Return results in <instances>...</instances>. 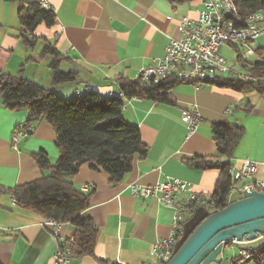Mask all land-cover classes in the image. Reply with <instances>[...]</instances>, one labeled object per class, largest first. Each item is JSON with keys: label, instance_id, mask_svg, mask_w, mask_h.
I'll return each instance as SVG.
<instances>
[{"label": "crops", "instance_id": "obj_1", "mask_svg": "<svg viewBox=\"0 0 264 264\" xmlns=\"http://www.w3.org/2000/svg\"><path fill=\"white\" fill-rule=\"evenodd\" d=\"M46 1L55 24L51 28L39 25L32 46L26 47L19 38L18 4L0 0V73L20 76L66 98L73 97L76 90L86 93L85 87L101 96L120 95L118 80H136L141 69L163 56L170 39H179V20L194 19L196 10L202 8L201 0ZM46 45L57 56L43 55ZM248 47L252 51L249 56H245V48H229L246 62L262 61L260 82L264 85V34ZM35 52L36 58L31 56ZM52 63L60 72L73 74V81L53 84ZM236 67L239 71L229 69L227 77L252 75L237 62ZM250 91L253 93H247ZM169 96L170 104L123 99L122 117L138 128L147 151L145 157L133 158L131 171L120 182L112 184L109 176L92 164L81 165L68 178L79 193L83 185L90 186L91 191L84 194L88 207L82 215L97 228L92 254L74 256L68 264H155L150 252L155 243L169 236L172 213L152 198L134 197L132 187L176 179L191 183L197 196H210L219 170L213 166L199 170L186 162L193 158L210 163L217 160L212 124L227 122L243 128L230 159L229 177L249 160L258 166L254 179L264 181V99L256 90L186 83L176 86ZM192 108L201 122L196 132L187 136L181 116ZM226 110L230 113L225 114ZM27 118L25 111L4 108L0 97V264H54L60 244L74 234L67 223L58 228L48 226L42 215L16 203L7 192L42 177L34 158L37 153L45 154L51 165L58 158L54 130L43 120L34 123L30 133L19 137L13 146L12 133ZM235 195L240 199L237 194L231 197ZM231 197L229 202L236 201ZM237 254L238 247L229 244L222 262L226 264ZM244 264H264V260Z\"/></svg>", "mask_w": 264, "mask_h": 264}, {"label": "trees", "instance_id": "obj_2", "mask_svg": "<svg viewBox=\"0 0 264 264\" xmlns=\"http://www.w3.org/2000/svg\"><path fill=\"white\" fill-rule=\"evenodd\" d=\"M2 1L18 4L19 38L26 47L32 46L33 33L39 25L51 28L55 24L52 10L41 8L36 0ZM169 1L181 3L196 0ZM233 1L241 19L264 12V0ZM42 54L56 55L49 45L44 47ZM236 62L240 67L249 69L253 81L225 77L207 84L235 91L253 89L260 95L264 91V85L260 82L262 61L249 63L237 53ZM50 67L53 84L73 81V74L60 72L53 63ZM180 84L186 83L176 80L155 83L152 80L143 81L139 77L136 80L121 78L118 80L119 97L101 96L92 91L63 98L20 76L0 73V97L4 108L25 111L28 116L24 124L26 126L41 120L51 125L58 150V158L53 165L48 162L45 154L37 153L34 156L35 162L45 175L36 181L8 189V194L16 203L36 211L46 220L69 224L74 233L71 237L74 242L73 255H91L96 243L97 228L90 218L82 215L88 207V197L76 191L68 178L76 174L81 165L92 164L93 168L105 172L112 184L120 182L131 171L133 158H143L147 151L138 128L122 117L123 99L136 98L170 104L169 93ZM211 134L216 145L217 160L210 163L193 158L186 163L199 170L211 166L219 170L218 182L209 196V202L215 207L214 213L230 203V159L243 136V128L219 122L212 124ZM258 259L264 260V251L255 258Z\"/></svg>", "mask_w": 264, "mask_h": 264}, {"label": "built area", "instance_id": "obj_3", "mask_svg": "<svg viewBox=\"0 0 264 264\" xmlns=\"http://www.w3.org/2000/svg\"><path fill=\"white\" fill-rule=\"evenodd\" d=\"M36 1L41 8L51 9L46 0ZM201 5L202 8L196 10L194 19L183 17L179 20V39H170L163 56L154 60L146 68L141 69L138 74L139 78L143 81L152 80L155 83L176 80L201 87L203 84L213 83L229 75L226 60L220 52L222 47L245 48V56L252 54L248 47L249 44L264 34V28L261 26L262 18H251L250 14L241 19L238 15V8L237 12L228 10V0H201ZM221 15H229L232 33H237V28H247V36H240V41L237 42H228L227 38L223 37L219 31ZM239 77L244 81L252 80L251 76ZM84 92H89V88L85 87ZM78 93L80 92L77 90L74 92L76 95ZM260 97L264 99V91ZM228 113L230 110L225 111V114ZM181 119L185 125L187 136L194 134L201 122L198 111L193 108L185 109ZM30 128L31 126L26 125L16 126L12 133L14 147L19 137H25L30 133ZM257 169V164L245 160L240 169L230 172L232 184L228 193V200L233 194H237L241 198L244 191L264 190V181L254 179ZM90 191L89 185H83L81 188L83 195ZM132 195L136 198H152L157 204L171 210L169 236L155 243L150 252L155 264H166L172 258L174 246L182 236L183 225L186 221L184 217L186 215L191 217L193 214V212L187 211L189 199L197 196L193 192V185L176 179H168L150 187L134 185ZM203 197L210 200L209 196L203 195ZM199 208H204V205H200ZM206 211L212 213L214 205L213 210ZM46 224L53 228H58L60 225V223L51 220H46ZM262 240L263 237L258 236L252 242L245 239L240 242H231L232 246L238 247V254L233 260H227L226 264H236V258L251 255V250H255V247L264 244ZM257 241H261V243L252 246ZM73 246L72 238L63 241L54 254V264H68L74 258Z\"/></svg>", "mask_w": 264, "mask_h": 264}, {"label": "water", "instance_id": "obj_4", "mask_svg": "<svg viewBox=\"0 0 264 264\" xmlns=\"http://www.w3.org/2000/svg\"><path fill=\"white\" fill-rule=\"evenodd\" d=\"M258 236H264V194L244 191L240 199L214 213L196 209L166 264H221L231 242H252Z\"/></svg>", "mask_w": 264, "mask_h": 264}, {"label": "bare ground", "instance_id": "obj_5", "mask_svg": "<svg viewBox=\"0 0 264 264\" xmlns=\"http://www.w3.org/2000/svg\"><path fill=\"white\" fill-rule=\"evenodd\" d=\"M228 10L230 12H237V6L233 0H228ZM251 18H262L261 26L264 28V12H258L255 14H251ZM219 31L221 35L227 38L228 42H237L240 41V36H247V28H237V33H232V29L229 25V15H221L219 21ZM82 93H78L75 96H80ZM119 97V96H118ZM260 194H264V190H256ZM210 200H206L203 196H195L190 198L187 203V211L194 212L199 208L200 205H204V209L213 210V204L209 202ZM215 209V207H214ZM264 251V244L255 247V250H251V255H245L237 258L236 264H244L251 259H255L261 252ZM168 263V262H167Z\"/></svg>", "mask_w": 264, "mask_h": 264}, {"label": "rangeland", "instance_id": "obj_6", "mask_svg": "<svg viewBox=\"0 0 264 264\" xmlns=\"http://www.w3.org/2000/svg\"><path fill=\"white\" fill-rule=\"evenodd\" d=\"M22 16H25V13H22ZM39 44H40V42L38 41V45ZM220 52H221V55L223 56V58L226 60L227 67L232 71H235V72L239 71V70H237L238 68L236 67V54H235V52L227 46L222 47ZM31 56L36 58V56H37L36 52H35V55H31ZM247 93H253V92L250 91ZM63 98H66V97H63ZM231 198H233V200L237 199L236 195L231 197ZM188 218H189V216H187V215L184 217L185 220H187ZM228 252L229 251L226 250L227 255H228ZM221 264H225L224 261L221 262Z\"/></svg>", "mask_w": 264, "mask_h": 264}]
</instances>
